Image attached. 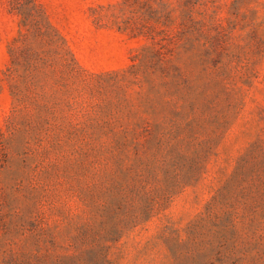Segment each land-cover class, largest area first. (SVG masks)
Here are the masks:
<instances>
[{
  "label": "rangeland",
  "instance_id": "1",
  "mask_svg": "<svg viewBox=\"0 0 264 264\" xmlns=\"http://www.w3.org/2000/svg\"><path fill=\"white\" fill-rule=\"evenodd\" d=\"M0 264H264V0H0Z\"/></svg>",
  "mask_w": 264,
  "mask_h": 264
}]
</instances>
